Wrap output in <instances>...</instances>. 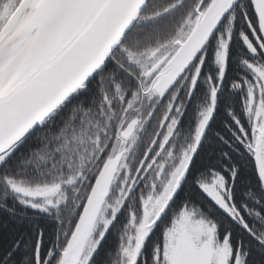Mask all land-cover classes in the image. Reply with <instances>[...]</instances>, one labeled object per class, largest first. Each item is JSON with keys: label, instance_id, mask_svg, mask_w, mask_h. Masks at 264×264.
<instances>
[{"label": "snow or ice", "instance_id": "obj_1", "mask_svg": "<svg viewBox=\"0 0 264 264\" xmlns=\"http://www.w3.org/2000/svg\"><path fill=\"white\" fill-rule=\"evenodd\" d=\"M0 264H264V0H0Z\"/></svg>", "mask_w": 264, "mask_h": 264}, {"label": "trees", "instance_id": "obj_2", "mask_svg": "<svg viewBox=\"0 0 264 264\" xmlns=\"http://www.w3.org/2000/svg\"><path fill=\"white\" fill-rule=\"evenodd\" d=\"M0 231H2V230H0Z\"/></svg>", "mask_w": 264, "mask_h": 264}]
</instances>
